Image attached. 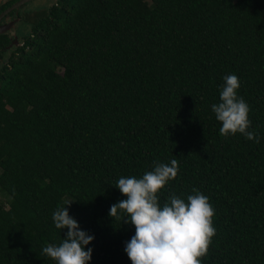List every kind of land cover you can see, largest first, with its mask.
Instances as JSON below:
<instances>
[{"label":"trees","instance_id":"1","mask_svg":"<svg viewBox=\"0 0 264 264\" xmlns=\"http://www.w3.org/2000/svg\"><path fill=\"white\" fill-rule=\"evenodd\" d=\"M21 43L0 54V264H55L69 203L89 264H131L116 183L172 159L161 206L196 189L215 211L201 264H264V0H53ZM227 75L259 143L220 135Z\"/></svg>","mask_w":264,"mask_h":264},{"label":"clouds","instance_id":"2","mask_svg":"<svg viewBox=\"0 0 264 264\" xmlns=\"http://www.w3.org/2000/svg\"><path fill=\"white\" fill-rule=\"evenodd\" d=\"M239 87L236 75L225 76L220 102L211 106L222 124L220 135L241 134L259 143V135L249 131L250 109L245 100L238 97ZM178 171V160L172 159L170 164L155 163L154 169L142 178L118 179L115 187L126 199L113 204L109 216L112 220L120 219L123 213L127 217L124 222L135 228V235L125 245L131 264H201L207 255L216 234L215 211L209 198L193 189L194 194L187 196V202L172 193L162 206L159 203L158 194L169 181L176 179ZM70 205L58 207L53 213L55 228L67 229L66 238L59 245L43 247L42 255L55 264H89L92 249L87 246L94 237L81 230L77 221L70 217L67 210Z\"/></svg>","mask_w":264,"mask_h":264},{"label":"flooded vegetation","instance_id":"3","mask_svg":"<svg viewBox=\"0 0 264 264\" xmlns=\"http://www.w3.org/2000/svg\"><path fill=\"white\" fill-rule=\"evenodd\" d=\"M0 0V54L8 53L16 46H21V40L28 31V25L37 18L39 12L49 6L42 4L36 9L28 10L26 6L35 0ZM47 2V0H45ZM21 8L23 11L18 12ZM12 34V37H10ZM5 43V44H3Z\"/></svg>","mask_w":264,"mask_h":264},{"label":"rangeland","instance_id":"4","mask_svg":"<svg viewBox=\"0 0 264 264\" xmlns=\"http://www.w3.org/2000/svg\"><path fill=\"white\" fill-rule=\"evenodd\" d=\"M50 3H51V0H47V2L45 0H35L32 3L28 4L26 6V8L28 10H30V9H36V7L42 6V4L49 5ZM23 10H24V8H21L20 10H18V12H21ZM10 37H12V34H11ZM8 201H9V199L6 196H3V195L1 196L0 195V203H2L5 207L7 206Z\"/></svg>","mask_w":264,"mask_h":264},{"label":"water","instance_id":"5","mask_svg":"<svg viewBox=\"0 0 264 264\" xmlns=\"http://www.w3.org/2000/svg\"><path fill=\"white\" fill-rule=\"evenodd\" d=\"M28 0H23V1H21L20 3H22V2H27Z\"/></svg>","mask_w":264,"mask_h":264}]
</instances>
